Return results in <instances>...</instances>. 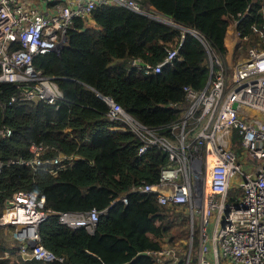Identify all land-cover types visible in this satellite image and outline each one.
<instances>
[{"label":"trees","instance_id":"obj_1","mask_svg":"<svg viewBox=\"0 0 264 264\" xmlns=\"http://www.w3.org/2000/svg\"><path fill=\"white\" fill-rule=\"evenodd\" d=\"M140 4L146 13L116 4L96 5L87 18L73 20L67 44L59 51L33 57L35 68L51 76L63 93L56 104L23 100L14 83L0 81V127L11 130L0 134V213L5 199L20 189L43 193L45 207L54 211L96 207L101 212L93 232L63 225L54 214L39 224L41 243L71 264H152L142 251L159 247L174 227L186 238L189 233L187 213L178 205L159 203L153 193L132 190L158 180L166 153L150 147L139 154L140 140L114 128L118 124L107 117V106L95 92L110 94L136 119L160 126L165 133L187 106L183 86L205 85L208 52L225 61L230 18L244 13L238 27L246 32L264 14V0H141ZM87 19L90 25L85 24ZM178 41L171 62L158 72H143L139 61L156 65ZM31 144H42L47 156L60 152L76 158L55 174L34 170L30 164H6L8 159H30ZM122 195L126 203L119 199ZM185 239L167 237L182 245ZM8 246L0 237V264H61L56 259L10 261L1 257L11 249Z\"/></svg>","mask_w":264,"mask_h":264},{"label":"built area","instance_id":"obj_2","mask_svg":"<svg viewBox=\"0 0 264 264\" xmlns=\"http://www.w3.org/2000/svg\"><path fill=\"white\" fill-rule=\"evenodd\" d=\"M140 1L0 0V81L14 83L23 100L56 104L63 93L51 76L35 68L33 57L59 51L67 44L73 20L88 17L96 5L116 4L146 13ZM243 17L238 13L230 18L224 40L230 53L244 45V56L227 71L226 59L208 52L205 85L183 86L187 106L178 120L167 125V132L139 121L110 94L95 92L107 106V117L118 124L114 128L140 140L139 154L150 147L166 153L158 180L132 190L153 193L159 203L184 206L187 213L185 245L166 239L159 247L142 251L152 264H264V14L246 32L238 27ZM180 43L167 48L156 65L141 64L143 72L160 71L176 56ZM10 132L0 127V134ZM30 150V159H8L6 164H30L34 170L55 174L76 158L60 152L47 156L42 144H31ZM119 199L127 202L125 195ZM100 212L96 207L50 210L43 193L16 190L5 199L0 213V227L12 238L11 249L1 257L71 264L41 243L39 224L54 214L63 225L93 232Z\"/></svg>","mask_w":264,"mask_h":264},{"label":"rangeland","instance_id":"obj_3","mask_svg":"<svg viewBox=\"0 0 264 264\" xmlns=\"http://www.w3.org/2000/svg\"><path fill=\"white\" fill-rule=\"evenodd\" d=\"M155 17H161L160 15H154ZM85 24L86 25H90L91 23L88 21V19L85 21ZM245 54V46L243 45L241 49H233L230 53V50L227 51V54H226V66H227V71H229V68L232 67L234 65V63L242 58ZM238 141V140H237ZM177 205V204H176ZM178 208L183 212L184 211V206H180L178 205ZM187 228V225L185 227H183V229ZM0 229L3 231H1L3 233V235H0V237L3 236V238L5 237V240H7L8 244L12 241V238H10V233L7 232V234H4V229L0 227ZM9 234V235H8ZM170 235H172L174 237L175 240H179L180 239H185L186 237H184L183 234H180V231L178 230V228L174 227L172 230H171V233H169V235H167V237H169ZM167 237L164 239L166 240ZM163 240V241H164Z\"/></svg>","mask_w":264,"mask_h":264},{"label":"crops","instance_id":"obj_4","mask_svg":"<svg viewBox=\"0 0 264 264\" xmlns=\"http://www.w3.org/2000/svg\"><path fill=\"white\" fill-rule=\"evenodd\" d=\"M87 18V17H86ZM228 40L225 38V40H224V43H225V45H228L227 42Z\"/></svg>","mask_w":264,"mask_h":264},{"label":"water","instance_id":"obj_5","mask_svg":"<svg viewBox=\"0 0 264 264\" xmlns=\"http://www.w3.org/2000/svg\"><path fill=\"white\" fill-rule=\"evenodd\" d=\"M139 63L140 64H144V62H142V61H139ZM237 105L236 104H234V107H236Z\"/></svg>","mask_w":264,"mask_h":264}]
</instances>
